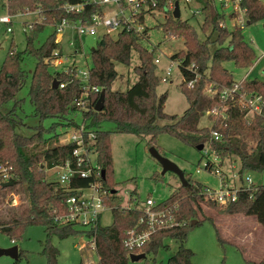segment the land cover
<instances>
[{"label":"trees","instance_id":"16d2710c","mask_svg":"<svg viewBox=\"0 0 264 264\" xmlns=\"http://www.w3.org/2000/svg\"><path fill=\"white\" fill-rule=\"evenodd\" d=\"M81 1L83 0H0L11 15L39 10L43 17L42 22L34 23L29 30L25 49H11L0 69V164L7 165L11 173L8 181H4L0 175V232L15 240L23 236L27 226L41 225L46 233V240L42 245L47 264H57L59 257L58 248L51 243L52 235L66 238L76 233L88 237V245H91L92 241L95 242L97 255V261H82L79 264H130L131 252L125 248L124 239L127 230L140 226L144 213L134 206H123L122 197L117 190L114 192L116 184L113 181L111 133L101 127L102 122L113 121L117 132L150 136L149 143L152 145L161 132H167L189 145L196 147L204 144V148L208 146L218 154L220 164L224 159L238 155L241 173L247 170L263 171L264 79H247L242 83V92L258 93L263 97L261 113L254 114L251 120L246 116L248 107L241 105L237 96L228 99L221 97L220 90L231 88L236 83L224 62L233 61L237 68H248L254 64L257 55L241 27L220 25L221 21L232 18L234 14L227 16L223 10L220 11L216 0H196L203 14L201 28L205 33L204 39L199 37L196 28L188 19L175 18L173 10L167 8L169 3L174 4L176 0H158L155 7L143 9L140 16V21L144 23L146 15L154 16L157 10L165 11V20L157 27L159 26L167 37L183 38L184 48L171 56L172 60L179 61L183 76L180 88L189 104L181 116L165 111L167 93H156L160 82L154 58L156 47L150 50L142 42L148 36L150 28L145 25L143 31L138 32L125 27L118 32L116 38L110 33L103 34L91 52L89 85L105 89L104 107L101 111L94 109L100 92H93L89 96L88 109L81 110L84 120L90 121L87 126L97 134V161L106 172L104 178L100 176L98 179L103 190L107 191L104 203L112 210L113 223L102 225L99 221L96 225L85 227L74 222H56V216L67 211V199L78 188L87 187L94 181V176H75L67 184L47 177L48 170L64 164L67 160L73 166L76 165V144L61 143L60 133L57 132L46 135L42 125H37L35 132L29 136L18 133L16 127L24 124V98L19 97L18 93L31 72L28 94L36 116L40 119L63 118L69 112L79 110L73 103L75 96L81 93L83 85L77 76V67L72 65L61 71L50 70L52 60L61 56L60 52L58 55L55 53L60 47L56 41V29L43 43L37 44L36 40L47 24L57 26L64 18L70 23L78 20L90 21L94 13L103 12V6L94 3H86L81 12L66 11L67 3ZM241 3L246 8L249 24L264 19L262 0H241ZM214 43H217V46L212 48ZM133 49L138 52L140 58V64L134 67L138 79L125 91L114 89V81L119 77L116 62L129 65ZM80 52L81 44L77 41L75 53ZM27 57L36 60L32 70L24 66ZM54 79L65 83V87L53 88ZM191 81L192 86L189 85ZM207 84L217 89V93H207ZM226 105L229 106L226 118H217L212 127L199 126L206 111L220 109ZM158 119L171 122L161 125L157 122ZM52 129L54 130V126ZM212 130H218L222 137L214 139ZM245 132L256 134V146L251 151L248 150L245 138L241 136ZM204 148L200 151H204ZM184 173L189 182L188 186L180 185L167 199L160 202L163 207L177 206L174 213L179 224L158 229L143 246L134 249L133 253L146 254V257L138 262L146 263L144 260L152 254L156 263L155 255L158 251L169 247L166 240L174 239L180 244L169 257L168 264H194V252L184 242L189 230L202 221L200 214L203 212V203L221 214L253 216L264 227V185L258 186L253 198H249L247 193H241L237 201L219 205L207 197L205 186L201 182L193 180L185 171ZM9 181L11 185L4 186V183ZM135 191L132 197L136 195ZM15 195L19 202L13 205ZM194 219H197V222L192 225ZM21 254L19 252L18 259ZM256 264H264V256Z\"/></svg>","mask_w":264,"mask_h":264},{"label":"rangeland","instance_id":"374dc122","mask_svg":"<svg viewBox=\"0 0 264 264\" xmlns=\"http://www.w3.org/2000/svg\"><path fill=\"white\" fill-rule=\"evenodd\" d=\"M221 11L222 6L215 2ZM180 17L188 19V21L196 28L200 38H205L201 25L203 22V14L193 10L200 9V5L196 2L187 4L185 0H179ZM107 12L117 11L116 4L105 6ZM227 10V8H226ZM7 7L0 2V17L10 15ZM165 11H155L153 15H146L145 25L150 28L148 36L143 39V44L150 50L156 47L154 58H158L157 73L160 76V82L156 87V93L161 95L167 93L165 101V111L171 115L178 116L188 108L189 104L185 94L181 91L180 84L183 76L177 62H171V56L184 48L183 38L167 37L164 31L157 27L158 24L165 20ZM12 22L7 24L0 22V69L5 60L7 53L11 50L22 51L27 44V35H29L28 23L40 20L37 12H26L13 14ZM225 22L231 25L227 19ZM8 27L11 30H8ZM231 27V26H230ZM55 26L47 24L44 30L38 34L37 44L43 43L46 38L53 33ZM143 31V30H141ZM140 31V32H141ZM243 32L247 35V40L255 49L259 63L248 77L249 79H264V20H260L244 27ZM103 29L96 35H86L79 38L81 44V52L75 53V45L70 44L75 30L71 26H65L63 37L60 40L59 51L61 53V61L57 65H52V72L57 70H65L68 66L75 65L78 74L80 71L88 70L92 66L91 52L97 45V41L102 36ZM118 31L111 32L116 38ZM217 43L212 44L215 48ZM256 62V61H255ZM254 62V63H255ZM36 60L27 57L24 66L26 69L32 70L35 67ZM140 64L139 54L136 50H132L129 65L116 62V70L119 77L114 81L113 88L122 91L130 88L138 79L134 70L136 65ZM225 67L231 69L234 79L241 81L242 75L247 69L237 68L233 61L225 62ZM171 68V76L168 81H164L166 71ZM228 69V70H229ZM31 72L29 73L27 82L18 93V96L24 98V113L22 115L24 124H19L16 131L22 135H31L35 132L37 125H42L46 135L60 133L59 140L66 136V132H71L76 124L84 123L86 126L90 122L88 119L84 121L83 110L78 107V111L69 112L66 117H48L40 119L34 114V108L29 100ZM240 79V80H239ZM210 84L206 85L209 89ZM216 117H208L206 114L201 118L199 126L212 127ZM253 114H248V119H252ZM159 124L171 122L167 119H158ZM56 123V124H54ZM54 126V130L52 127ZM88 127V126H87ZM101 127L110 131L111 152L113 157V181L115 182V190L122 197V205H139L143 206V202L147 197L152 196L158 202H161L171 195L182 182L180 178L173 172L162 173L163 166L151 154V146H156L160 153L183 169L193 180L201 182L204 186L218 188L220 186L219 176L204 167L209 158H214V154L207 155L209 147L205 146L204 151H200L197 147L189 145L179 138L167 132H161L156 141L149 143L150 136L143 137L131 133H121L116 131L113 121H103ZM90 128V127H88ZM245 138L248 150L251 151L256 146V134L245 132L241 135ZM220 160V158H219ZM235 161L238 166L241 164L238 155L234 154L223 160V165L229 167L228 164ZM60 169H50L47 171V177L51 180H57ZM244 175L249 174L255 185H264L263 171H244ZM187 178V176H186ZM136 190V191H135ZM135 191L136 195L132 197ZM86 192H92L87 189ZM14 198V197H13ZM18 198V197H16ZM13 201V200H12ZM19 202V201H18ZM132 202V203H130ZM7 205H3L5 207ZM203 212L200 214L202 221L200 224L193 226L188 233L184 244L192 249L194 255L192 261L194 264H256L264 256V227L256 222L253 218L245 219L244 214H221L216 209L202 204ZM244 216V217H243ZM242 220L239 221V220ZM100 222L102 225H110L113 223V213L110 207H104ZM46 240V233L41 225L27 226L21 238L12 240L8 235L0 232V248H9L17 246L21 256L15 259L9 255L0 256V264H47V256L43 253V242ZM88 237L81 233L72 234L66 238H60L52 235L51 243L58 248L59 257L57 264H79L80 262L97 261L95 249L91 245L86 244ZM85 244V246H84ZM168 248H161L154 256L148 255L146 263L132 262L130 264H168L169 257L177 250L180 242L174 239H167Z\"/></svg>","mask_w":264,"mask_h":264},{"label":"built area","instance_id":"2783aa9c","mask_svg":"<svg viewBox=\"0 0 264 264\" xmlns=\"http://www.w3.org/2000/svg\"><path fill=\"white\" fill-rule=\"evenodd\" d=\"M158 0H83L77 3H67L65 9L67 12H81L85 7L86 3H94L103 6V12L94 13L90 21H75L70 23L66 18L62 20L56 29V41L59 42L63 37V31L65 26H71L75 30L70 44H74L76 47L77 41L80 42L79 38L86 35H96L101 29H103V34L110 33L113 31H120L123 28H133L135 31H141L145 27V23L140 21V16L143 9L149 10L150 7H155ZM194 0H185L187 4L192 3ZM222 6V10L226 15L234 14L230 19L231 25H228L225 20L220 22L222 27H234L239 26L242 29L248 25V18L246 15V8L242 6L241 0H216ZM116 4L118 7L117 11L111 10L107 12L105 10L106 5ZM168 9H174V4L169 3ZM227 8V10H226ZM201 11L200 9L193 10L192 13ZM26 12H37L40 20L28 23L29 30L32 28L33 24L43 21V17L39 14V10L36 11H24ZM18 14V13H17ZM13 15H3L0 17V22L11 23ZM10 31L11 28L8 27ZM77 37V39H76ZM60 51L56 50L55 53L58 55ZM47 61V60H46ZM61 61V56L52 60V65H57ZM158 62V58H156ZM171 62H177L179 66V61L171 60ZM90 69V68H89ZM89 69L85 71H80V75L77 71V76L80 77L82 82V91L78 96H75L73 103L80 107L81 109H88L90 103V94L93 92H100L101 88L98 86L89 85ZM166 76L164 81H168L171 76V68L166 71ZM243 80L236 81L233 87L224 88L220 90V95L224 99L235 98L237 96V101L248 107V114L252 112L254 114H260L262 111L263 97L258 93H248L242 92ZM190 86L193 85V81L189 83ZM59 87H65V83L59 82ZM217 89L212 88L210 85L206 92L210 95L217 93ZM229 106H223L220 109H213L206 111V115L216 117L226 118V111ZM251 120V119H250ZM85 121V120H84ZM97 134L92 128H88L84 123L76 124L71 132H66V136L62 137L61 143H75L76 148L74 150V155L76 157V165L73 166L69 160H67L62 165H57L52 169H60L59 177L57 181L61 184H67L75 176L80 177H90L94 176V181H92L87 187L78 188L77 191L67 199V211L64 214L57 215L55 220L59 223H69L74 222L79 225L90 227L96 225L100 221L101 213L104 207H107L104 203V195L107 191L103 190L102 183L99 181L98 177L102 176V169L97 161V150L95 145ZM212 137L214 139H220L222 134L218 130H212ZM207 155L214 154V158H209V166L207 167V162L204 167L211 172L217 174L220 179V186L218 188H211L205 186V192L207 197L215 200L219 205H226L230 202L237 201L241 193H247L249 198H253L258 185L252 180L249 174L244 175L240 172L241 164L238 166L235 161L229 163L226 167L220 164L219 156L215 151H211L210 148L206 151ZM0 175L4 181H8L11 173L7 165L0 164ZM90 189L92 192H86ZM110 193V192H109ZM112 194V193H110ZM15 195L12 201L13 205H16L19 198ZM132 203V202H130ZM134 206L143 211L144 215L140 219V226L137 228H132L127 230L126 237L124 239L125 248L133 253L134 249L143 246L151 237V235L158 229L172 227L178 225V221L175 217L174 207H163L160 202L155 200L152 196L147 197L143 206L139 205H128ZM85 246V244H84ZM91 247L95 249V242L92 241Z\"/></svg>","mask_w":264,"mask_h":264},{"label":"water","instance_id":"95a60500","mask_svg":"<svg viewBox=\"0 0 264 264\" xmlns=\"http://www.w3.org/2000/svg\"><path fill=\"white\" fill-rule=\"evenodd\" d=\"M181 15L180 13V5H179V1L176 0L174 3V9H173V16L175 18H179ZM249 24V21H248ZM59 86V81L57 79H54L52 82V87L53 88H58ZM104 102H105V89H101L100 94H99V98L95 104L94 109L96 111H101L104 107ZM197 149L199 150H203L204 148V144H200L198 146H196ZM151 154L161 163V165L163 166V170L162 173H166L168 171L175 173L181 180L182 185L184 186H188L189 182L185 177V173L184 170L181 169L175 162H173L172 160H170L169 158H167L166 156L162 155L160 153V151L155 147V146H151L150 148ZM105 170L102 171V177H105ZM11 182H6L4 183V186H10ZM116 190H114L115 192ZM197 222V219H194L192 221V225H195ZM1 255H9L15 259H17L19 257V251H18V247L17 246H12L9 248H0V256ZM146 257L145 253H131L130 254V260L132 262H136L139 261L140 259H144Z\"/></svg>","mask_w":264,"mask_h":264},{"label":"crops","instance_id":"0c3cea01","mask_svg":"<svg viewBox=\"0 0 264 264\" xmlns=\"http://www.w3.org/2000/svg\"><path fill=\"white\" fill-rule=\"evenodd\" d=\"M263 1V3H264V0H262ZM193 2H196L197 4H199L196 0H194ZM180 13H181V11H180ZM264 20V19H263ZM244 34H245V32H244ZM245 37H246V39H247V35L245 34ZM260 59V58H259ZM259 59L258 60H256V62L252 65V66H250V67H248V68H243L242 70H244V69H247L246 70V72L244 73V75H242V78H240V79H242L243 81H245V80H247V79H249L248 77L250 76V74L253 72V70H254V68L257 66V64L259 63ZM224 65H225V62H224ZM229 69V68H228ZM229 71H231V69H229ZM232 72V71H231ZM233 74V73H232ZM239 79V80H240ZM246 217H245V219L243 218V220H247V218L248 217H251V218H253L254 220H255V222H256V224L255 225H259L260 223L253 217V216H247V215H245ZM244 217V216H243ZM239 221H241L242 222V220L240 219Z\"/></svg>","mask_w":264,"mask_h":264}]
</instances>
